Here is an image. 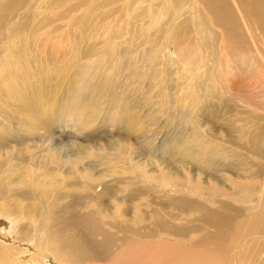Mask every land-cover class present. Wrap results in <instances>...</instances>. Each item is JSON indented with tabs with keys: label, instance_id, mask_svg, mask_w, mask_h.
I'll return each mask as SVG.
<instances>
[{
	"label": "rangeland",
	"instance_id": "rangeland-1",
	"mask_svg": "<svg viewBox=\"0 0 264 264\" xmlns=\"http://www.w3.org/2000/svg\"><path fill=\"white\" fill-rule=\"evenodd\" d=\"M103 1L26 0L18 6L14 15L10 16L4 23H0V66H8L11 56V58L13 57L12 60L15 59V64H20L19 68H27L29 72L34 70L49 71L48 88L42 94L38 93L36 95L40 110L45 115L48 113L53 115L59 109L63 110L73 105L76 106L75 102L83 97L84 93H89L87 89L79 85L78 80L83 77H89L92 74V83H103L106 87L105 97L99 104H96V108H105V111L98 113V117L92 120L88 129L70 127L72 122H79L78 119L71 118L73 113L78 110L76 107L71 112L68 110H66V113L65 111L62 112V118L60 116L62 121L58 120V123L62 126L57 124L49 131L48 137H51L53 145L68 144L69 141H72V138L77 137L80 144H88L89 147L87 148H95L98 143L106 144L107 141L114 140L113 143H117L116 148L119 145L129 146L130 152L135 149V153L132 154L133 157H137L139 155L137 153L139 142L135 139L137 137L134 136L137 134L133 135L131 144L120 140L118 134L124 131V127L117 123L121 115L116 114L112 108L113 104L118 106L126 103L136 117L137 126L145 127L138 130L143 132V135L150 137L148 140L145 139L147 142L151 143L153 141L151 140L152 136L159 134L158 139L154 141L155 143L149 146V149L157 146L153 153L155 157L161 159L164 149L159 144L176 133L174 129L177 124L171 120V113L176 110L179 114L187 117L186 121L182 123L183 126L178 128L182 133L181 135L184 136V133L187 132L184 131V128H190L188 127L190 124L188 118H193V120H197L203 125L209 137L211 136L224 144L225 153H227L226 150L231 149L238 153L237 155L234 153L237 157L232 159H235L233 163L237 159H239V162L251 159L264 167V159L249 158L251 154L248 153L249 149H252V147H248L251 143V136L255 135L258 128L264 125L263 32L257 29L250 33L248 25L243 19L241 23L244 39L234 45L232 38L226 35L223 27L214 22L213 16L204 5L203 0H184L178 6H173L174 4L171 6L167 0H112L108 6L101 7ZM192 7L196 9L195 13L191 12ZM237 11L238 9L236 13ZM238 14L241 15L239 11ZM90 21H92V24L88 25ZM20 22L23 25H20L21 29L17 31L14 28ZM92 44L98 55L96 57L89 54L84 56V49L87 52L86 50ZM160 50L161 53H159ZM119 54H122V56L118 57ZM148 54L166 55L159 60V65L156 66L158 76L146 80L144 84L139 86H133L132 84L130 86L132 92L130 93L122 87V75L130 78V74L123 71L121 79H119L117 85H114V79H116L115 67L118 64L134 57L137 58V60L135 59V65L141 67L145 65V63L142 64L141 59L147 60ZM175 55L179 57L176 60ZM168 57L174 60L173 63H178L176 67H170L166 63ZM187 60L191 62L194 60L196 64H191L184 70L182 64L180 67V62ZM202 63H204V68L200 70L202 69ZM34 65L37 68H34ZM86 66H89V68ZM96 68H98L97 72ZM160 69H163L168 75L164 76ZM1 70L3 72L0 73V90H2L0 104L5 110L0 111V134H2V138H13L20 135L28 139L30 145H36L34 139L39 135L46 134L43 129L36 126V119L41 116V111L39 112V108L29 110L22 107L23 102L26 100L24 94L17 93L16 97L13 98L7 95L6 87L14 84L12 82L18 83L21 78L17 76L18 69L11 71L1 68L0 72ZM182 72L189 77L184 86L189 85L187 87L189 89H191L190 84H194L195 88L197 85L201 86L200 94L206 98L202 104L194 103L197 100L196 96H198L199 90H193L194 92L191 94L186 89L182 92L180 86H178V90L175 89L176 85L171 81L172 78L169 75L173 77L175 74L173 78H176L177 74ZM163 77L169 78L166 87L164 86L165 83L161 82ZM8 80L9 82L6 83ZM147 90L149 93L147 99L144 100L142 94ZM107 92L120 94H117L116 97L115 94L108 96ZM162 98H170L172 101L161 107L159 104L163 100ZM177 99H182V101L179 102ZM118 100H122L123 103H117ZM104 102H109L110 107L101 105ZM204 105H210L212 112L218 113L219 118L216 119L218 120L216 126L208 123L204 126L207 122L206 115H210L208 110L205 113ZM5 118H11V121L9 119L3 120ZM102 123H106V125H101ZM89 136H93V142H84L83 140ZM186 145L185 148H188L189 143H186ZM48 146L49 143L44 145L45 148H48ZM203 148L200 146L202 152H204ZM4 149L5 147H0V151ZM172 149L177 148L170 147V150ZM32 151L37 153L38 150L33 149ZM111 153V151L105 149L103 152L92 155L90 157L92 159L88 161L99 163L102 158L98 156H111ZM166 157L169 162L178 159V155L170 152L165 155ZM223 160L225 164L229 163L230 157L228 155L224 156ZM107 161L109 165L100 166L98 168L99 172L95 175L100 176V174L105 173L108 166L116 171L111 173L114 175L102 176L100 179L93 178V181L96 183V180H99L103 184H108L112 190L125 200L129 198L130 194H134L135 200L125 202L124 207L133 210L136 209L137 205L144 211L139 213L141 218L139 220L136 216L138 212L132 213V211H129L123 217L124 219L133 217L131 226L153 227L156 218L155 212L165 216V220H171V214L177 213L175 209L177 200L174 201V199L187 192L186 189L175 186L174 183L184 181L183 178H180V180L174 177L170 179L161 178L162 174L160 172H166L167 170L164 169L165 165L158 161L155 164L153 163L151 168L149 166L136 167V165L138 166L136 164L138 160L133 163L129 159L123 161H112L110 159ZM27 163L29 164V162ZM28 164L20 171L29 174L28 182H33L34 171L40 175L46 173V170H39ZM121 164L129 165L126 167L131 168L133 171L126 172L122 170ZM68 166L56 171L55 178L58 181L52 185L47 184L49 190H56L58 193L64 194L66 191L72 192L77 181L81 183L90 180L91 177H87L80 181V179H76L75 174H67ZM154 167L159 169L163 167V169L154 172L151 170ZM226 168H228L227 181L229 182L226 183L225 187L221 188L222 184L217 181L206 186L208 182H206V176L203 173H200L196 186L206 187L209 192L215 190L216 187L221 188L222 190L218 192L231 195L232 201L236 204H243L251 195L256 194L253 183H256L258 179L246 176L241 167L228 166ZM239 169H241V173ZM138 172L141 174L140 177L143 176L145 180L141 181L137 177ZM188 174L193 177L192 174ZM41 178H43V175ZM115 180H121L122 183ZM193 185L195 186V183ZM240 187L244 189H240ZM192 196L193 199H196L199 195L193 194ZM205 205L209 206L211 210H219L217 204L206 201ZM123 218L118 215L117 219L111 217L106 218V221H123ZM42 221L49 223L50 229L61 227L63 223L61 220L49 218L42 219ZM173 223L182 226L193 225L182 220H176ZM198 223L200 224V222ZM198 223L194 224L198 225ZM106 230H110V228L106 227ZM233 232L231 231L229 234ZM256 244L258 242L254 240L246 244L247 252L249 248L253 247V252L257 253L256 247L259 244ZM211 249L217 250L214 245L209 246L207 244L194 247L192 250L194 255L192 264H215L213 260H201L205 254L210 253ZM260 260L255 264H263L264 257ZM185 262V260L182 261V264Z\"/></svg>",
	"mask_w": 264,
	"mask_h": 264
},
{
	"label": "bare ground",
	"instance_id": "bare-ground-1",
	"mask_svg": "<svg viewBox=\"0 0 264 264\" xmlns=\"http://www.w3.org/2000/svg\"><path fill=\"white\" fill-rule=\"evenodd\" d=\"M25 1L1 0L0 23H4L10 16L14 15L18 6ZM110 1L112 0H104L100 6H108ZM167 1L171 6L173 4V6H178L184 0ZM203 2L212 14L214 22L223 27L226 35L232 38L234 45L244 39L241 23L243 19H245L250 33L258 29L264 34V0H203ZM237 9L241 15L238 14V11L236 13ZM191 12L195 13L196 9L192 7ZM91 24L92 21L88 22V25ZM20 25L23 24L18 23L14 29L19 31L21 29ZM86 51L84 49V56L89 54L96 57L98 55L93 44ZM159 53H161V50ZM148 55L147 60L141 59L142 64L145 63L141 67L135 65V59L137 60V58L134 57L118 64L115 67L116 79H114V85H117L119 79H121L123 71L128 72L130 78L122 75V87L130 93L132 92L130 87L132 84L133 86H139L144 84L146 80L158 76L156 66L159 65V60L164 58L165 54ZM117 56L120 57L122 54ZM174 57L175 60L179 58L178 55ZM12 59L13 57L10 56L8 66H0V69L4 68L11 71L18 69L17 76L21 80L20 83L12 82L14 84L6 87L7 95L11 98L16 97L17 93L26 95L22 107L29 110L39 108L40 112V104L36 100V95L38 93L42 94L48 88L49 71L34 70L29 72L27 68H19L20 64H15V59ZM172 61L174 60L168 57L166 63L170 67H176L178 63ZM181 64L186 70L189 65L196 63L194 60L192 62L187 60L180 62V67ZM33 67L35 68L36 65ZM86 67L89 68V66ZM201 68L200 70H203L204 63H202ZM97 70L98 68H96V72ZM160 71L164 76L168 75L163 69H160ZM2 72L3 70L0 73ZM183 72L178 73L176 78H173L175 74L174 76L172 74L173 77L169 75L172 78L171 81L176 85L175 89L178 90V86H180L182 92L186 89L191 94L194 92L193 90H199V94L196 96L197 100L194 103L202 104L206 98L200 94L201 86L197 85L195 88L194 84H190L191 89L187 88L189 85L184 86L189 77ZM91 77L92 74L78 80L79 85L87 89L89 93H84V96L75 102L76 106L73 105L63 110L59 109L53 115L46 114L47 116L41 111V116L36 119V126L43 129L46 134L39 135L34 139L36 145H30L28 139L19 134L18 137L13 138H2V134H0V147H5L3 151H0V264H182L184 260L186 261L184 264H192L194 259L193 248L206 244L209 246L214 245L217 250L211 249L209 251L211 255L207 253L201 260H213L215 264H255L262 259L264 257V167L251 159H247V161L242 159L243 161L240 162L237 159L233 163L235 159H232L236 158L238 153L234 149L226 150L227 153H225L224 144L211 136L209 137L206 129L197 120L188 118L190 120L188 127L190 128H184V131L187 132L183 136L178 128L183 126L182 123L186 121L187 117L173 110L171 120L177 124L174 129L176 133L159 144L164 149V154L161 156L162 160L153 155L157 146L149 149V146L158 139L159 134L152 136L151 140L153 141L151 143L147 142L150 137L143 135V132L138 130L145 127L137 126L136 117L126 103L118 106L113 104L112 108L116 114L121 115L117 123L124 127V131L118 134L120 140L131 144L133 135L137 134L134 135L139 142L137 147L139 155L137 157L132 155L135 153V149L130 152L129 146L125 145H119L116 148L117 143H113L114 140L107 141L106 144L98 143L95 148H87L89 147L88 144H80L77 137L72 138V141H69L68 144L53 145L51 137H48L49 131L60 124L58 120L62 112L65 111L66 113V110L71 112L77 108L78 110L73 113L71 118L78 119L79 122H72L70 127L88 129L92 120L98 117V113L105 111V108H96V104H99L105 97L106 87L103 83H92ZM163 78L161 82L165 83L164 86L166 87L169 78ZM190 80L192 81L191 78ZM8 82L9 80L6 83ZM109 93L107 92L108 96L115 94ZM148 93L147 90L142 94L144 100L147 99ZM117 94H115V97ZM162 99L159 104L161 107L172 101L170 98ZM178 101L180 102L182 99ZM116 102L123 103L122 100ZM101 105L110 107L109 102H104ZM0 106L2 107H0V111H4L5 108L1 104ZM204 110L205 113H207V110L210 112V115L205 117L207 122L204 126L207 123L216 126L218 124L216 119L219 118L218 113L212 112L210 105H204ZM8 119L11 121V118L3 120ZM86 119L90 120L87 121ZM60 120L62 121V119ZM103 124L106 125V123L101 125ZM257 131L250 138L251 143L248 147H252V149H249L248 153L251 154L249 158L264 159V125L260 126ZM154 137L156 138L154 139ZM92 138L93 136H89L83 141L93 142ZM46 143H49L48 148L44 147ZM186 143H189L188 148H185ZM200 146L205 147L203 148L204 152L201 151ZM170 147H176L177 149L170 150ZM33 149L39 152H33ZM105 149L112 152L111 156H98L102 158L99 163L88 161L92 155L103 152ZM168 152L178 155V159L169 162V159L165 158ZM227 155L230 157V161L225 164L223 157ZM110 159L112 161L129 159L132 163L138 160L136 163L138 166L134 163L136 167L149 166L150 168L153 163L155 164L158 161L164 164V169L167 170L166 172H160L162 174L161 178L170 179L174 177L179 180L183 178L184 181L175 182L174 184L186 189L187 193L182 195L184 197L174 199V201L177 200V203L175 202L177 213L171 214V220H165V216L155 212L156 218L153 227L131 226L133 217L130 219H124L123 217L129 211H132V213L138 212L136 216L139 220L141 219L139 213L144 211L137 205L136 209L133 210L124 207L125 202L135 200L134 194H130L129 198L125 200L112 190L108 184H103L99 180H96V183L93 181V178L100 179L102 176L114 175L111 173L116 171L109 166L102 175H95L99 172L98 168L100 166L109 165L107 160ZM26 164L31 167L35 166L34 168L39 170H46L45 174L41 173L43 178H41L42 175L34 171V183L32 181L28 182L29 174L20 172L22 168L27 166ZM227 165L235 168L241 167L246 176L258 179L256 183H253L256 194L251 195L243 204H236L232 201L231 195L218 192L229 182L227 181V174H229L228 168H226ZM64 166H68L67 174H75L76 179H80V181L87 177L91 178L87 182L73 181L76 182V185L74 184L75 187L72 192L66 191L61 194L56 190H49L46 185H52L58 181L55 178L56 171L61 170ZM121 166L122 170L130 172L131 168L126 167L129 165L121 164ZM160 169H163V167ZM160 169L154 167L151 170L157 172ZM241 169H239L240 173ZM186 172L192 174L193 177H190ZM200 173L206 176V182H208L206 186L217 181L222 184V187H216L211 192L206 187L200 185L197 187ZM140 175V172H138L137 177L141 181L145 180ZM115 181L122 183L121 180ZM240 189L244 188L240 187ZM193 194L199 196L193 199ZM65 199L67 200L63 201ZM206 201L217 204L219 210H211L209 206L205 205ZM118 215L123 218V221H106V218L111 217L117 219ZM48 218L61 220L63 222L62 226L50 229V224L42 221V219ZM176 220L186 221L193 225H176L173 223ZM196 222H200V224L195 225ZM236 226L237 230L235 231ZM106 227H109L110 230H106ZM231 231L234 232L229 234ZM253 240L259 244H256L258 245L256 247L257 253L253 252V247L249 248L248 252L246 250V244Z\"/></svg>",
	"mask_w": 264,
	"mask_h": 264
}]
</instances>
